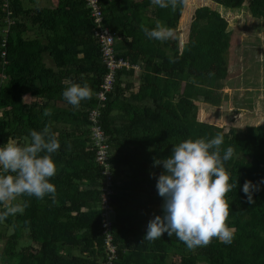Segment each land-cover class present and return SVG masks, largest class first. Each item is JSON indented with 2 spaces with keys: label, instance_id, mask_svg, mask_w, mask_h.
I'll return each instance as SVG.
<instances>
[{
  "label": "trees",
  "instance_id": "1",
  "mask_svg": "<svg viewBox=\"0 0 264 264\" xmlns=\"http://www.w3.org/2000/svg\"><path fill=\"white\" fill-rule=\"evenodd\" d=\"M210 1L229 9L246 5L255 16L264 17V0ZM8 3L14 23L6 37V61L0 58V146L9 137L27 143L30 129L42 131L48 126L58 133L61 147L53 154L57 166L50 181L56 186L54 199L20 197L22 205H27L23 213L3 220L12 227L3 254L7 264H100L105 257L99 210L103 175L90 146L88 119L98 101L92 94L74 109L59 99L65 80L86 82L93 93L106 72L92 22L79 15L82 0H58L53 8L30 11L22 0ZM100 3L117 57L140 66L137 91H132L130 82L133 70L119 69L113 93L101 104L121 114L110 115L99 107L98 121L110 146L114 178L112 242L117 257L112 264H148L143 260L147 253L152 254L153 264H173V256L178 258L176 264H264V122L223 131L196 115L195 101L221 103V82L228 74L224 57L230 41L227 20L208 5L197 7L188 39L178 45L170 39H149L140 26L151 29L160 21L172 30L183 8H160L151 0ZM31 27L35 34L25 36ZM1 38L0 33V42ZM44 54L56 70L44 65ZM27 93L33 102L43 101L38 110L24 101ZM49 108L52 114L44 116ZM217 132L224 134L221 155L229 146L234 149L232 159L225 162L229 182H238L225 197L229 204L226 223L234 229L232 243L213 238L208 246L189 250L167 233L154 241L144 240L149 221L163 215V198L154 196L164 169L154 167L153 158H167L174 144L189 138L211 139ZM246 181L255 185L254 203L243 191Z\"/></svg>",
  "mask_w": 264,
  "mask_h": 264
},
{
  "label": "clouds",
  "instance_id": "2",
  "mask_svg": "<svg viewBox=\"0 0 264 264\" xmlns=\"http://www.w3.org/2000/svg\"><path fill=\"white\" fill-rule=\"evenodd\" d=\"M151 4L176 11L186 6L188 0H151ZM140 27L152 40L165 42L173 36L172 30L160 21L151 29L144 24ZM64 83L63 98L74 109H78L82 101L92 98V89L86 82L65 80ZM1 114L0 110V117ZM51 114L50 108L45 109L44 116ZM29 135L27 143L21 144L9 137L0 146V221L23 213L27 205L19 203L22 196L55 197L56 186L50 181L57 172L53 154L61 147L58 133L45 126L42 131L30 129ZM223 143V132H217L211 139L189 138L174 144L172 154L167 158H153V166L164 169L156 184L158 195L164 201L163 215H156L149 221L144 240L154 241L167 233L170 237L175 235L189 250L208 246L213 238L224 244L232 243L234 229L226 223L229 204L225 197L238 182H229L225 162L232 159L234 149L229 146L221 155ZM254 187L252 181L243 185V191L252 203Z\"/></svg>",
  "mask_w": 264,
  "mask_h": 264
},
{
  "label": "rangeland",
  "instance_id": "3",
  "mask_svg": "<svg viewBox=\"0 0 264 264\" xmlns=\"http://www.w3.org/2000/svg\"><path fill=\"white\" fill-rule=\"evenodd\" d=\"M56 0H32L26 1V6H44L53 8ZM208 5L219 11L228 22L230 31L229 48L225 52V60L228 67V74L225 77V84L230 85L234 90V97H239L250 91L253 96L254 110L251 112L239 109L240 114L234 115V111H226L225 104L219 107L203 105L202 101H196L198 107L197 119L213 124L223 131L229 128L244 130L249 125H257L264 122V17L255 16L252 10L246 5L239 8H225L210 0H188L183 7L178 24L172 29L173 36L170 38L174 43L182 45L187 41L190 32L191 16L193 11L200 6ZM204 24L203 21L199 22ZM131 80V78H130ZM133 80V78H132ZM133 82H136L134 79ZM222 89V87H221ZM246 91V92H245ZM257 102V103H256ZM230 105H234L232 102ZM158 200L160 196H154ZM19 203L21 199L19 198ZM22 204V203H21ZM12 227L4 221H0V264H7L3 250L9 241ZM264 236V233H262ZM6 260V262H5ZM178 258L172 257L171 262L176 264Z\"/></svg>",
  "mask_w": 264,
  "mask_h": 264
},
{
  "label": "built area",
  "instance_id": "4",
  "mask_svg": "<svg viewBox=\"0 0 264 264\" xmlns=\"http://www.w3.org/2000/svg\"><path fill=\"white\" fill-rule=\"evenodd\" d=\"M1 25L0 33L2 34L0 46V58L6 61V37L11 30L14 20L10 17L8 0H0ZM84 7L80 9V17L85 21L92 22L93 37L99 45V53L101 63L105 66L106 72L102 76L98 88L93 92V96L98 101L97 108L92 109L88 113L90 131V146L95 151L94 160L102 167L101 174L103 178L100 186V203L99 210L103 218L101 232L104 235V253L105 257L100 264H112V261L117 257L116 245L113 244L112 234V217L114 209L111 204L112 195H114L113 185L114 178L111 172L110 146L107 143V136L103 126L98 121L100 109H107L101 104L108 99V96L114 91V82L116 72L119 69H131L133 72L138 70V65H131L128 61L117 57L114 49V36L109 29L103 24L102 5L100 0H82ZM235 115V114H234Z\"/></svg>",
  "mask_w": 264,
  "mask_h": 264
},
{
  "label": "crops",
  "instance_id": "5",
  "mask_svg": "<svg viewBox=\"0 0 264 264\" xmlns=\"http://www.w3.org/2000/svg\"><path fill=\"white\" fill-rule=\"evenodd\" d=\"M26 1L27 0H22V2H23V4H25V6H26ZM57 1L58 0H56V4H57ZM56 4H55V6H56ZM54 6V7H55ZM27 8H26V10L27 11H30L29 9H31V10H33V9H42V8H48V7H44V6H35L34 8H32V7H28V6H26ZM51 8V7H50ZM30 15H28L27 16V22H28V24H29V22H30ZM32 27L31 28H29L28 30H27V32L25 33V36H33L35 33H34V31H32ZM74 57H76V56H74ZM77 57H79V54L77 55ZM42 62L44 63V65L45 66H47V67H50V68H52V70H56V68H55V66H54V64H53V62L51 61V59L47 56V54H44V57H43V60H42ZM139 72H140V66L138 65V70H136L135 72H134V75L132 76V78H133V80H132V78H131V80H130V82L131 83H133V88H132V91L133 92H135V91H137V87H138V76H139ZM134 79L136 80V82H133L134 81ZM225 80V79H224ZM224 80L221 82V86H222V95H221V103L219 104V105H216V107H219V106H221L222 104H225V107H226V111H228V112H232V111H234L235 112V115H239L240 114V110L238 109V107L236 106V103L239 101V100H241V103L242 104H244L245 105V107H246V109L245 110H247V111H249V112H251V110H254V107H253V101H252V99L253 100H256V98H257V96H253V94L252 93H250V91H248V90H246L247 91V93H245V95L243 94V95H241V96H239V97H234V95H233V91L232 90H234L230 85H226L225 84V82H224ZM245 91V92H246ZM59 96H61V95H59ZM256 97V98H255ZM63 99V96L62 97H59V99ZM24 101L25 102H27V103H33V105H32V109L33 110H38L40 107H41V104L43 103V101H41L40 99L39 100H36L35 102H33L34 100H33V98L31 97V94L30 93H27L25 96H24ZM200 102V101H199ZM231 102L234 104V105H230L231 104ZM195 103H196V101H195ZM257 103V102H256ZM203 105H206V106H211V107H214L215 105H211V104H208V103H205V102H203ZM107 110V113L108 114H110V115H120L121 113L119 112V111H115L114 109L112 110V109H106ZM3 238H0V244L3 242V240H2ZM143 260H145V262L146 263H148V264H153L152 263V254L151 253H147L144 257H143Z\"/></svg>",
  "mask_w": 264,
  "mask_h": 264
},
{
  "label": "water",
  "instance_id": "6",
  "mask_svg": "<svg viewBox=\"0 0 264 264\" xmlns=\"http://www.w3.org/2000/svg\"><path fill=\"white\" fill-rule=\"evenodd\" d=\"M236 106L238 107V109H246L245 105L241 103V100L236 103Z\"/></svg>",
  "mask_w": 264,
  "mask_h": 264
}]
</instances>
